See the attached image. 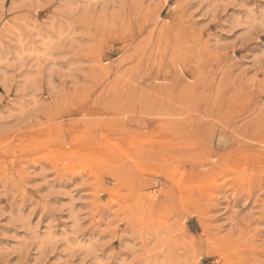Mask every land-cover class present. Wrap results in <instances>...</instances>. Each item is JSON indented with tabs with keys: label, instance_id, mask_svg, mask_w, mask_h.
<instances>
[{
	"label": "rangeland",
	"instance_id": "rangeland-1",
	"mask_svg": "<svg viewBox=\"0 0 264 264\" xmlns=\"http://www.w3.org/2000/svg\"><path fill=\"white\" fill-rule=\"evenodd\" d=\"M0 264H264V0H0Z\"/></svg>",
	"mask_w": 264,
	"mask_h": 264
},
{
	"label": "bare ground",
	"instance_id": "bare-ground-1",
	"mask_svg": "<svg viewBox=\"0 0 264 264\" xmlns=\"http://www.w3.org/2000/svg\"><path fill=\"white\" fill-rule=\"evenodd\" d=\"M163 108H164V107H163ZM161 109H162V108H161ZM165 110H166V109H165ZM167 110H169V109H167ZM163 111H164V110H163ZM154 112H156V113L158 112V113H159V110H155V109H154ZM149 114H150V113H149ZM152 115H153V114H152ZM137 124H138V123H137ZM142 124H144V123H142ZM136 126H137V125H136ZM160 128H161V127H160ZM154 129H156V127H155ZM157 131H158V130H157ZM125 134H126V133H125ZM157 134H158V132H157Z\"/></svg>",
	"mask_w": 264,
	"mask_h": 264
}]
</instances>
